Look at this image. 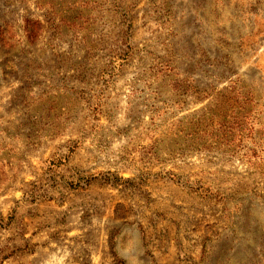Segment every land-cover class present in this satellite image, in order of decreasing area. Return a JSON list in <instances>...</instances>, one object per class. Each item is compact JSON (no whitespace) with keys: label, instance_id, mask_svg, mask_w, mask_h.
<instances>
[{"label":"rangeland","instance_id":"obj_1","mask_svg":"<svg viewBox=\"0 0 264 264\" xmlns=\"http://www.w3.org/2000/svg\"><path fill=\"white\" fill-rule=\"evenodd\" d=\"M0 264H264V0H0Z\"/></svg>","mask_w":264,"mask_h":264}]
</instances>
